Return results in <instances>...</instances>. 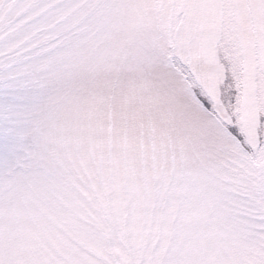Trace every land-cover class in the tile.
I'll list each match as a JSON object with an SVG mask.
<instances>
[{
    "label": "snow or ice",
    "instance_id": "6c2138e0",
    "mask_svg": "<svg viewBox=\"0 0 264 264\" xmlns=\"http://www.w3.org/2000/svg\"><path fill=\"white\" fill-rule=\"evenodd\" d=\"M0 264H264V0H0Z\"/></svg>",
    "mask_w": 264,
    "mask_h": 264
}]
</instances>
